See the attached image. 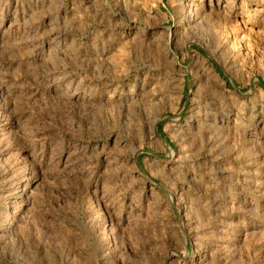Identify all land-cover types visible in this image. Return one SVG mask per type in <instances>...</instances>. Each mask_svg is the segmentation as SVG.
<instances>
[{
  "label": "rangeland",
  "instance_id": "1",
  "mask_svg": "<svg viewBox=\"0 0 264 264\" xmlns=\"http://www.w3.org/2000/svg\"><path fill=\"white\" fill-rule=\"evenodd\" d=\"M0 264H264V0H0Z\"/></svg>",
  "mask_w": 264,
  "mask_h": 264
}]
</instances>
